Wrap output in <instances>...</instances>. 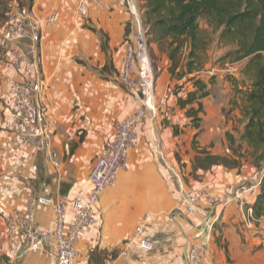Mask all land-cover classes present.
I'll return each instance as SVG.
<instances>
[{
	"label": "crops",
	"instance_id": "obj_1",
	"mask_svg": "<svg viewBox=\"0 0 264 264\" xmlns=\"http://www.w3.org/2000/svg\"><path fill=\"white\" fill-rule=\"evenodd\" d=\"M5 1L8 12L4 14L0 6V33L9 11L14 8L30 11L38 17L52 12L59 14V21L43 30L38 43L21 40L11 47H18L26 54L32 64V74L43 81L39 106L51 127L60 165L58 169L53 168L44 152L21 145L5 129L12 107L4 85L19 82L22 77L13 68L7 51L10 46L3 47L0 42L2 264H8L12 257L4 236L8 213L23 208L33 195L85 200L89 192L88 174L94 160L104 153L114 126L139 106V97L122 87L116 77L123 42L133 37L135 31L124 0H97L89 6L85 18H80L76 12L78 0ZM151 48L150 59L156 63L158 73L154 78L160 111L155 119L146 117L138 126L137 145L129 151L127 168L120 171L115 184L101 194L97 205L99 222L82 233L77 242V248L84 256L82 263L107 264L115 260L117 264H185L187 250L196 242L203 218L202 215L187 217L178 204L185 192L195 188L212 189L221 197L226 210L223 215H228L224 219L236 216L230 227L233 235L232 246L227 247L228 254L221 247L228 230L222 229L221 238L209 245L205 255L207 264H234L232 259L239 256L241 250L246 257L259 253L264 248V238L259 240L260 237H255L251 231L243 233L245 225L236 224L242 221V211L251 222L250 210L244 207L253 203L264 169L257 171L248 160L238 169L214 165L203 171L194 170L192 166V158L200 150L219 156L230 154L226 133L233 134V131L221 115L222 105L235 101L233 93L229 101L228 88L222 85L219 94L210 93L202 99L201 128L195 137L197 131L188 125L190 119L176 106L177 98L185 96V87L177 89V93L172 90L174 86L182 85L185 78L171 77L167 51L154 43ZM214 68H211L213 73L217 71ZM170 107H173L172 111H169ZM226 107L237 110L232 105ZM240 119L243 120L242 113ZM220 120L222 131L204 127L206 122L212 121L216 125ZM241 130L242 122L236 137ZM218 217L217 210L215 222ZM143 219L146 220L145 234L154 243V251L119 257L122 245ZM53 223L51 208H37L35 224L38 230L51 229ZM254 225L264 229L261 223ZM250 240L262 242L253 248ZM111 254L115 255L114 259ZM14 264H48V256L40 252Z\"/></svg>",
	"mask_w": 264,
	"mask_h": 264
},
{
	"label": "built area",
	"instance_id": "obj_2",
	"mask_svg": "<svg viewBox=\"0 0 264 264\" xmlns=\"http://www.w3.org/2000/svg\"><path fill=\"white\" fill-rule=\"evenodd\" d=\"M97 0H78L76 12L80 18L87 16L90 5ZM128 14L135 24L133 37L124 40L122 56L117 71V82L139 97V106L127 118L114 126V132L103 154L96 157L89 174V192L85 200L57 199L45 195L30 196L23 208L13 209L5 219L4 236L12 257L8 264L40 252L47 253L48 264H83V254L77 248L82 233L96 227L99 222L97 205L101 194L112 187L120 171L128 165V154L137 145L136 129L146 117L157 116L155 105V78L148 53L146 30L142 12L134 0H124ZM59 21V14L52 12L38 17L30 11L14 8L9 11L0 33L3 47L12 58L15 71L22 77L19 82H7L5 92L10 96L12 112L5 122V129L23 146L36 152H44L47 162L59 168L58 153L52 141L51 127L39 106L43 92V81L32 74V64L18 47H11L17 41L28 40L38 43L44 29L53 27ZM132 24V25H133ZM8 54V53H7ZM35 170V169H34ZM223 205L218 195L209 188H195L183 194L178 208L187 217L202 215L196 242L189 246L185 264H207L206 253L210 240L212 214ZM51 208L54 223L51 229L38 230L35 224L37 208ZM67 214L70 218L67 219ZM212 222V223H211ZM146 220L137 223L119 257H132L139 253H151L154 243L145 234ZM107 264H117L115 260Z\"/></svg>",
	"mask_w": 264,
	"mask_h": 264
},
{
	"label": "trees",
	"instance_id": "obj_3",
	"mask_svg": "<svg viewBox=\"0 0 264 264\" xmlns=\"http://www.w3.org/2000/svg\"><path fill=\"white\" fill-rule=\"evenodd\" d=\"M0 6L4 14L8 12L6 1L0 0ZM140 10L146 42L167 51L171 77H190L192 89L177 98L176 106L190 119L195 137L201 128V101L214 85V76L208 82L197 76L205 70L214 39L222 54L213 67H240L239 80L231 76L226 80L233 96L240 97L242 130L237 137L226 133L227 156L198 151L194 170L207 171L214 165L238 169L246 157L257 171L264 169V0H143ZM245 209L250 210L252 222L264 226V172L253 203Z\"/></svg>",
	"mask_w": 264,
	"mask_h": 264
},
{
	"label": "rangeland",
	"instance_id": "obj_4",
	"mask_svg": "<svg viewBox=\"0 0 264 264\" xmlns=\"http://www.w3.org/2000/svg\"><path fill=\"white\" fill-rule=\"evenodd\" d=\"M134 2L137 5L141 6V2H143V0H134ZM199 24H200V27L202 29H204L203 22H200ZM147 48H148V51H150L152 49L151 48V44H148L147 43ZM221 54H222V51H221L220 48L217 47L216 41L214 39V42L212 43V45L209 48V51L207 52L208 60L209 61H208L207 65H206V67H205V70L201 74H199L197 77H200V78H202V79H204V80H206L208 82V80L214 76L213 77L214 78L213 84L216 87H213L214 85L211 84L209 86V94L210 93L211 94L218 93L219 92L218 90H220L222 88V85H223V86H226L228 88V92H227V95L226 96H228L229 101H230L231 95L233 93L232 92V89L233 88H232V85L230 84V82L226 80V78L228 76H231V77L239 80L240 77H239V73L238 72H239V68L240 67H238L237 65L236 66H233V67H220L219 65H216V66H214L215 67L214 68L212 64H214L215 60ZM149 56H150V54H149ZM151 64H152V67H153L154 77L156 78L157 75H158L157 69H155L156 68V63L153 62V61H151ZM212 67L214 69H216L217 71H215L213 73V69H211ZM189 78H186L184 80V82L181 83L182 85H176V86H174V88L172 89L173 90V93H175V90L176 89H181L182 86L185 87L184 92H186L187 90H191L192 89V85H191V82L188 81ZM225 81L227 82L226 85L223 84ZM219 84L221 85V87L219 86ZM225 88H223L224 91H225ZM155 97H156L155 98V105L157 106V114H158V112L160 111V108H159L160 105H159V103L157 101V96H155ZM234 99H235L234 105H238V106L241 107V104L239 103L240 97L239 96L238 97L236 96V97H234ZM228 103H224V105H222V115L221 116H222V120H225L226 121V124L227 123L230 124L231 131H233L234 137H236V134L238 133L239 128H240V124L242 122V120L240 119V117H241V113H240L241 110L238 107H237V110L236 109H232V108L229 109V107L227 108L226 106H230V105H232L234 107L233 103H231V102H228ZM172 110H173V107H170L169 111H172ZM227 110H229V112H227ZM222 120H220L219 123L217 122L216 125L212 124L213 123L212 121H211V123L210 122H206L205 125L204 124L203 125L207 129H211L213 127L212 130L213 129H219L220 128L221 131H222V128L220 126ZM186 154H188V153L186 152ZM174 156L176 157V159H180V157H178L177 154H174ZM195 158H196V156H194L192 158L193 159L192 161H194ZM247 160H248V157H246V159H243V162H247ZM192 166H193V164H192ZM263 172L264 171H262L261 174H263ZM244 205L245 204L243 203V206ZM245 207H246V205H245ZM245 207H244V209H245ZM224 208L225 207H223L222 205H220L217 208V210L219 212V217H218V219H216V222L214 224H212L211 233H210V240H209V244L207 246V251L209 250L208 249L209 248V245L213 241L216 242L218 239L221 238V235L220 234L222 233V229L228 230V231H226V233H224V234H226L225 243L224 244H221V247H223L225 249L226 254H228L227 247L228 246H232V235H233L232 233H233V231H231L230 227H231V225H234V218L236 216H232L229 219H224V218H226L228 216L226 214V217H224L223 214L226 212V210ZM242 212L244 213V216L242 218V221L240 223H237L236 222L237 224L236 223L235 224L236 225H240V226L241 225L243 226V224H244L245 225L244 226L245 229L243 230V233H246L247 231H251V233H254V236L255 237H260L259 240L261 239V237L263 239L264 238V229H260L259 227H257L256 225H254V223L252 221L250 222L248 220V217L246 216V213L244 211H242ZM215 215H216V211L213 212V214H212V222H213V219H214ZM237 217L240 218L239 215ZM259 240H256V241L250 240V241H252L251 244H253L252 245L253 248H255L259 244V242H262V240L261 241H259ZM263 242H264V240H263ZM242 254H244L243 250H241V253H240L239 256L236 255L235 257H233V259H232L233 262L232 263H234V264H264V248H262V250L259 253H257V254H255V253L254 254H251L248 257H246L245 255H242ZM228 257L229 256L227 255V260L230 261ZM2 263H3V260H2V257L0 256V264H2Z\"/></svg>",
	"mask_w": 264,
	"mask_h": 264
}]
</instances>
